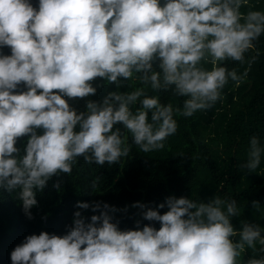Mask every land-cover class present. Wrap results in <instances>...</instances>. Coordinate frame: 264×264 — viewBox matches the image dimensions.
<instances>
[{
    "label": "trees",
    "instance_id": "trees-1",
    "mask_svg": "<svg viewBox=\"0 0 264 264\" xmlns=\"http://www.w3.org/2000/svg\"><path fill=\"white\" fill-rule=\"evenodd\" d=\"M0 264H264V0H0Z\"/></svg>",
    "mask_w": 264,
    "mask_h": 264
}]
</instances>
